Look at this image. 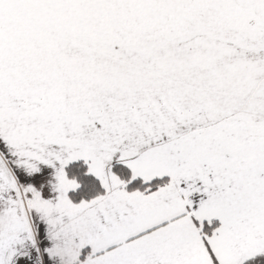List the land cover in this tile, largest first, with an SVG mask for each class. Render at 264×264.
<instances>
[{
  "label": "snow or ice",
  "instance_id": "snow-or-ice-1",
  "mask_svg": "<svg viewBox=\"0 0 264 264\" xmlns=\"http://www.w3.org/2000/svg\"><path fill=\"white\" fill-rule=\"evenodd\" d=\"M0 264H264V0H0Z\"/></svg>",
  "mask_w": 264,
  "mask_h": 264
}]
</instances>
